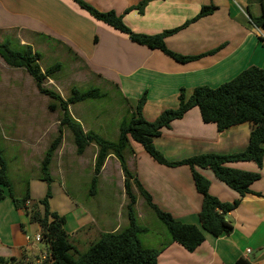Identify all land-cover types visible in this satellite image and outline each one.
<instances>
[{
    "label": "crops",
    "instance_id": "crops-1",
    "mask_svg": "<svg viewBox=\"0 0 264 264\" xmlns=\"http://www.w3.org/2000/svg\"><path fill=\"white\" fill-rule=\"evenodd\" d=\"M81 1L101 12L114 11L133 32L144 35L179 29L197 18L203 7L213 6L217 10L166 38L170 51L199 57L188 63L176 62L160 50L133 42L129 36L93 18L74 0H0V41L7 42L5 36L15 37L20 45L31 46L35 52L34 39L49 38L72 52L93 77L97 75L98 80L117 89L132 112L145 94L143 116L149 122L156 121L166 110L177 109L182 90L190 97L198 87L218 88L250 67L264 68V29L257 28L251 19L263 14L259 0H152L143 14L129 11L142 0ZM253 129L251 123H244L220 132L215 124L204 123L200 110L193 108L165 128L153 143L168 162L175 163L203 154L242 153L249 145ZM142 152L141 149L138 154L132 152L134 163L131 164L135 166V178L152 197L154 205L184 224L201 227L199 213L203 199L194 186L191 169L167 167L149 155L152 161L140 162L137 155ZM111 158L115 157L106 160L101 175ZM119 166L122 170L120 162ZM227 167L261 176L251 186L252 193L241 198L240 204L228 214L233 232L219 238L206 235L204 243L194 252L170 243L169 237L157 248H164L158 264H235L240 258L252 264H264V160L261 168L254 162L231 163ZM196 171L210 181V195L221 202L231 205L240 198L210 170L196 168ZM136 190L135 206L140 194ZM152 190L158 193L159 200L156 201ZM29 193L33 198L31 186ZM20 211L9 197L0 202V257L29 264L44 246L27 245L26 236L30 233L21 224ZM88 225L89 222H83L74 231ZM9 227L11 244L8 245L4 244V237L6 234L8 239ZM143 228L146 230L143 234H147L149 230ZM35 232L40 234V227ZM111 232L114 231L103 233Z\"/></svg>",
    "mask_w": 264,
    "mask_h": 264
},
{
    "label": "trees",
    "instance_id": "trees-1",
    "mask_svg": "<svg viewBox=\"0 0 264 264\" xmlns=\"http://www.w3.org/2000/svg\"><path fill=\"white\" fill-rule=\"evenodd\" d=\"M74 1L93 18L129 36L133 42L146 46L151 50H160L166 56L179 63H188L197 60L199 57H185L170 51L166 46V38L188 24L207 17L217 10L213 6L203 7L197 18L189 21L179 29L165 31L158 35H144L133 32L125 24L123 17L114 11L101 12L81 0ZM151 1L142 0L137 6L130 8L129 11L138 10L140 14H143ZM259 1L262 4L263 14L258 18L251 17V19L257 28L264 29V0ZM24 47H26L25 51L20 53L11 50L7 44H0V58L12 69L25 70L35 81L40 94L59 102V108L64 115L60 133L52 142L43 160L42 173L44 177L42 179L46 181L51 179L48 168L54 154L62 143V127H66L73 136L78 155H83L91 144H95L99 149L94 169L95 179L91 190L95 189L96 180L106 160L114 156L121 164L125 176V191L129 199L127 206L129 226L121 232L102 233L99 240L92 243L87 252L79 254L73 251L77 256L75 258L74 254H71L74 249L64 228L66 224L65 216L51 212L47 198L41 202L44 206V212H41L37 206L39 203L36 204L35 201H32L30 193H27L20 201L16 200L11 194L15 207L18 210L25 211L30 223L36 224L41 228L42 235L50 244L51 257L47 264H158L159 256L164 248L145 249L138 237L146 230L137 223L134 212L137 197L133 192L132 181H134V186L138 189L140 195L166 226L170 235V243L179 244L188 252H194L204 243L206 235L219 238L230 235L233 232V226L227 216L240 204L241 198L252 193L251 186L260 180L261 176L257 173L231 169L227 165L239 162H254L259 168L263 166L264 68L250 67L218 88L198 87L190 97H187L185 91L182 90L179 95L178 108L166 110L154 122L147 121L143 116V109L147 101L146 95H144L134 108L130 121L121 126L118 142L111 143L92 132L85 133L81 124L75 121L69 113L70 105L97 97V92L92 90L87 93H79L74 90L72 97L68 100H63L57 93L43 87L44 81L59 66L42 72L38 64L39 54L34 53L31 46ZM56 108V104L51 105V109L56 110ZM193 108L200 110L204 123L215 124L220 132L244 123H251L254 129L250 135L247 149L242 153L227 155L203 154L180 162H168L163 154L156 149L153 139L161 136L165 128H169L173 121L182 119ZM130 138L141 144L145 152L155 162L167 167L188 166L191 169L194 186L203 199L199 213L201 227L184 224L176 220L170 213L162 211L154 205L152 197L143 189L138 179L135 178L129 169L126 152L131 151L129 146ZM196 168L210 170L219 182L237 192L240 198L233 204L228 205L210 195V181L199 174ZM8 189H10V183L7 178L6 165L0 156V202L7 197ZM0 264H20V262L15 258L5 259L0 257ZM235 264L252 263L245 258H240Z\"/></svg>",
    "mask_w": 264,
    "mask_h": 264
},
{
    "label": "rangeland",
    "instance_id": "rangeland-1",
    "mask_svg": "<svg viewBox=\"0 0 264 264\" xmlns=\"http://www.w3.org/2000/svg\"><path fill=\"white\" fill-rule=\"evenodd\" d=\"M3 39L8 40L0 41V44H7L11 50L20 53L25 51V45H20L15 37L5 36ZM33 46L39 54L38 64L42 72L59 66L44 81L43 87L57 93L63 100L72 97L74 90L79 93L95 90L97 97L69 106L70 116L75 121L79 120L85 133L92 132L104 140L117 143L121 126L131 119L132 107L127 100L113 86L98 80L99 76L93 77L88 67L78 61L72 52L59 47L49 38L34 39ZM52 104L57 105L56 110L51 109ZM63 117L59 102L40 94L35 81L25 70L12 69L0 59V156L6 165L10 183L6 195L11 199L13 194L20 201L29 193L31 186L32 200L39 203L37 206L41 212H44L41 202L47 198L50 211L66 218L64 228L74 249L71 254L76 258L75 252H87L91 244L99 240V233L121 232L129 226V199L124 193V176L116 158L109 160L107 170L98 176L95 189L91 190L99 149L91 144L83 155H78L73 136L66 127H62V144L48 168L51 179H42L43 160L60 133ZM129 146L136 154L140 149L143 151L137 155L140 162L143 159L152 161L142 145L131 138ZM131 151L126 152V159L131 173L136 176L135 166L131 164L134 163ZM135 164L138 168L136 159ZM132 184L136 193L134 181ZM152 191L156 201L159 200L158 193ZM20 212L21 224L25 225L30 235L35 236L39 226L30 223L24 210ZM134 212L138 225L149 230L147 234L138 236L142 246L145 249L159 248L170 235L140 194ZM83 222L90 225L74 231ZM40 232L42 235L41 228ZM2 234H5L3 230ZM4 238V244H11L10 227L8 239L6 234ZM37 259V256L34 257L29 264H37Z\"/></svg>",
    "mask_w": 264,
    "mask_h": 264
},
{
    "label": "built area",
    "instance_id": "built-area-1",
    "mask_svg": "<svg viewBox=\"0 0 264 264\" xmlns=\"http://www.w3.org/2000/svg\"><path fill=\"white\" fill-rule=\"evenodd\" d=\"M26 242L29 246L35 244H42L44 246V250L37 253V264H47V261L51 257V251L50 244L47 242L46 238L40 234H35V236L27 235Z\"/></svg>",
    "mask_w": 264,
    "mask_h": 264
}]
</instances>
